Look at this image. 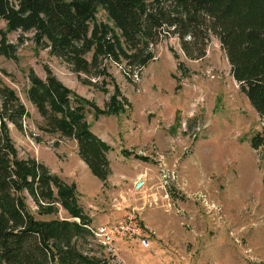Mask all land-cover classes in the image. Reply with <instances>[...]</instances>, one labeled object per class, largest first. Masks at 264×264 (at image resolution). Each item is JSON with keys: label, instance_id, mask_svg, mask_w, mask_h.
<instances>
[{"label": "rangeland", "instance_id": "374dc122", "mask_svg": "<svg viewBox=\"0 0 264 264\" xmlns=\"http://www.w3.org/2000/svg\"><path fill=\"white\" fill-rule=\"evenodd\" d=\"M96 19L108 23L100 7ZM7 37L18 45L17 60L0 57V83L28 112L22 130L8 125L19 157L35 159L73 187L89 227L116 222L132 210L150 241L148 250L128 240L109 249L90 234L77 241L80 251L104 264H264V147L250 145L262 123L231 77L217 39H211L204 58L189 60L178 39L169 37L153 49V60L129 77L123 65L108 62L111 82L102 92L38 49L31 33ZM46 69L72 99L85 102L90 131L108 148L104 180L81 160L75 140L43 131L26 91L29 70L44 79ZM113 96L123 108L117 113L107 112ZM139 180L140 191L134 187ZM24 196L37 220H74L59 205L53 214L37 215Z\"/></svg>", "mask_w": 264, "mask_h": 264}, {"label": "trees", "instance_id": "16d2710c", "mask_svg": "<svg viewBox=\"0 0 264 264\" xmlns=\"http://www.w3.org/2000/svg\"><path fill=\"white\" fill-rule=\"evenodd\" d=\"M99 7L108 23L96 19ZM0 20L5 22L0 57L17 60L18 45L8 40L9 33H31L38 49L48 50L83 76L84 85L102 92L111 82L108 62L123 65L129 77L139 74L153 60V49L169 37L178 39L189 60L204 58L215 38L231 77L261 119L250 145L264 147V0H0ZM28 80L26 97L42 117L43 131L75 140L81 160L104 180L108 148L90 131L85 102L72 99L48 69L44 79L29 70ZM116 99L107 112L123 109ZM27 117L15 92L0 83V264H104L78 247L77 241L91 234V220L76 204L74 188L44 164L19 157L8 125L22 130ZM25 193L37 215L53 214L59 205L74 220H37Z\"/></svg>", "mask_w": 264, "mask_h": 264}, {"label": "built area", "instance_id": "2783aa9c", "mask_svg": "<svg viewBox=\"0 0 264 264\" xmlns=\"http://www.w3.org/2000/svg\"><path fill=\"white\" fill-rule=\"evenodd\" d=\"M144 185L143 180L134 184L136 190H141ZM92 237L105 248L112 249L116 241L128 240L138 244L141 248L148 250L150 241L148 234L140 221L139 215L135 211H127L122 219L100 225L96 228L87 227Z\"/></svg>", "mask_w": 264, "mask_h": 264}, {"label": "crops", "instance_id": "0c3cea01", "mask_svg": "<svg viewBox=\"0 0 264 264\" xmlns=\"http://www.w3.org/2000/svg\"><path fill=\"white\" fill-rule=\"evenodd\" d=\"M123 241V240H122ZM138 245V244H137ZM139 246V245H138ZM140 247V246H139ZM141 248V247H140ZM143 249V248H142ZM143 250H145V249H143Z\"/></svg>", "mask_w": 264, "mask_h": 264}]
</instances>
